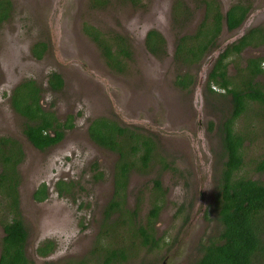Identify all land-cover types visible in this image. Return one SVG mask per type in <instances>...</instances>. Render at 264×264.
Masks as SVG:
<instances>
[{
	"label": "rangeland",
	"instance_id": "374dc122",
	"mask_svg": "<svg viewBox=\"0 0 264 264\" xmlns=\"http://www.w3.org/2000/svg\"><path fill=\"white\" fill-rule=\"evenodd\" d=\"M8 1L9 16L0 23V137L18 140L24 152L18 166V191L20 213L28 231L27 258L34 264H60L81 260L92 251L102 212L113 194L112 172L118 156L96 146L86 129L90 120L105 117L139 129L156 141L148 168L133 170L126 187V206L131 210L138 207L140 224L150 208L153 180L160 182L163 192L154 225V236L161 240L159 248L148 251L139 241L133 243L124 228L112 234L116 237L112 246L133 244L129 250L133 257L124 264H192L199 258L200 244L219 230L214 209L224 156L218 128L231 110L221 90L207 91V76L214 61L206 69L200 89H196L201 66L210 61L206 57L213 51L190 67L172 58L176 37L194 32L201 21L199 0H184L193 14L179 23L171 17L174 0H140L136 8L109 0L101 9H92L89 0ZM245 1L250 4L245 33L257 27L264 30V0H219L222 11ZM83 24L129 38L133 57L125 73L115 74L105 66L95 45L81 35ZM149 29L157 30L165 39L162 58L152 57L144 47ZM237 33L223 29L215 49L225 46ZM38 42L48 48L36 60L30 50ZM251 57L264 59V46H251L237 58H229L228 77L233 78L236 72L232 60L244 66V60ZM50 72L63 79L58 92L47 87ZM185 73L194 78V84L181 90L174 81ZM28 79L39 86L43 109L53 111L59 121L67 115L74 118V127L44 151L36 150L23 137V119L9 103L11 91ZM259 79L264 83V74ZM256 108L250 104V110L235 123V130L248 140L243 144L248 165L239 174L264 182V173L255 172L251 164L264 154V110L259 108L258 113ZM96 173H101L100 178H94ZM57 181L73 185L69 197H58L54 191ZM41 183L46 184L49 194L44 202L37 203L31 195ZM3 218L0 212V221ZM2 236L0 226V240ZM46 240L52 241L55 249L47 258H39L35 248Z\"/></svg>",
	"mask_w": 264,
	"mask_h": 264
},
{
	"label": "trees",
	"instance_id": "16d2710c",
	"mask_svg": "<svg viewBox=\"0 0 264 264\" xmlns=\"http://www.w3.org/2000/svg\"><path fill=\"white\" fill-rule=\"evenodd\" d=\"M115 1H127L139 7L141 3L140 0ZM89 2L92 9H101L108 5L109 0ZM198 8L202 10V18L194 32L180 33L174 42V62L188 67L200 64L216 48L223 29L228 32L236 30L250 13L247 1L232 4L225 14L219 0H199L197 10ZM10 9L8 0H0V23L8 18ZM191 13L193 14L184 0L173 1L171 17L176 23L187 20ZM82 32L96 45L105 66L111 72L125 73L127 63L132 61L133 55L124 36L114 32L104 33L87 24H83ZM251 46H264L263 29L252 28L228 45L207 76V91L214 93V88L221 90L223 96L230 97L232 107L229 116L218 128L224 156L214 209L219 230L215 236L208 237L200 244L197 250L199 258L192 264H264V182L239 174L248 165L243 158V144L248 140L243 132L235 130L236 121L250 110V104L258 106V113L259 108L264 110V83L257 78L264 74V59L248 58L244 60V66H239L232 60L236 75L233 78L227 75L229 58H237L242 50ZM144 47L155 57L166 54L165 39L155 29L146 34ZM47 48L45 43L38 42L33 45L30 53L39 60ZM46 82L51 92L60 91L64 85L62 77L56 72H50ZM193 84L194 78L187 73L177 75L174 81V85L181 90H188ZM40 93L39 86L33 80H24L11 91L9 103L12 110L23 119V137L33 148L44 151L58 144L65 131L74 127V118L67 115L64 120L59 121L53 111L42 108ZM86 131L96 146L118 156L113 194L102 212L99 233L89 256L78 261H62L60 264H124L133 257L129 251L133 244L113 247L112 242L116 237L112 234L117 228L126 229L130 241H139V245L148 251L158 249L161 241L154 236V225L162 203L160 182L153 180L154 190L143 225L137 220L138 207L131 210L126 206V187L130 172L148 168L155 156L156 141L151 135L139 132V129L105 117L90 120ZM23 159L24 152L18 140L8 136L0 137V212L4 217L0 221L3 232L0 240V264H34L25 253L28 231L20 213L18 166ZM251 164L255 172L264 173V154ZM100 174L96 173L94 178H100ZM72 189L71 183L63 181H57L54 185L58 197H69ZM48 194L46 184L41 183L33 191L31 198L34 202L41 203L48 198ZM54 249L55 244L46 240L35 248L34 253L39 258H47Z\"/></svg>",
	"mask_w": 264,
	"mask_h": 264
},
{
	"label": "water",
	"instance_id": "95a60500",
	"mask_svg": "<svg viewBox=\"0 0 264 264\" xmlns=\"http://www.w3.org/2000/svg\"><path fill=\"white\" fill-rule=\"evenodd\" d=\"M223 14H225V11H223ZM248 18V17H247ZM247 18L246 20L242 23V25L236 29V31H238L237 35L235 37H233L229 42L226 43V45H221L219 48L214 49L213 52L208 55L206 57V59L211 58L210 61H208V63L206 65L201 66V70L200 73L198 74V83L196 85V89L199 90L201 84L204 82V80L206 79V69L209 67V65L214 61H216V59L218 58V56L223 52V50L230 44L234 43L235 41H237L238 39H240L244 34H245V28H246V23H247ZM228 44V45H227ZM205 59V60H206ZM213 62V63H214Z\"/></svg>",
	"mask_w": 264,
	"mask_h": 264
},
{
	"label": "flooded vegetation",
	"instance_id": "af4514ba",
	"mask_svg": "<svg viewBox=\"0 0 264 264\" xmlns=\"http://www.w3.org/2000/svg\"><path fill=\"white\" fill-rule=\"evenodd\" d=\"M126 4H128V5H130V6H132V7H134V8H136V7H139V5H137V4H131L130 2H127L126 1ZM106 7V6H105ZM83 27V26H82ZM82 27H81V29H80V33H81V35L82 36H85L86 37V39H88L92 44H94L83 32H82ZM149 30H151V29H149ZM148 30V31H149ZM148 31L145 33V35H144V41H145V37H146V34L148 33ZM122 35V34H121ZM162 35V34H161ZM245 35V34H244ZM122 36H124V35H122ZM163 36V35H162ZM127 40L129 39V38H127L126 36H124ZM164 38V37H163ZM128 42H129V40H128ZM236 42V41H235ZM129 44H130V42H129ZM165 44H166V42H165ZM95 45V44H94ZM131 46V45H130ZM95 47H96V45H95ZM246 48H249V47H246ZM245 48V49H246ZM96 49H97V47H96ZM245 49L244 50H242V52H244L245 51ZM98 50V49H97ZM99 52V51H98ZM242 52H241V54H242ZM148 53V52H147ZM240 54V55H241ZM133 55V54H132ZM151 55V54H150ZM152 57H155V56H153V55H151ZM164 56V55H163ZM155 58H162V56H158V57H155ZM251 58H259V57H251ZM210 72V71H209ZM227 75H228V72H227ZM236 75V72H234V75L233 76H235ZM263 75V74H262ZM261 75H259V76H257V78L259 79V77H260ZM260 80V79H259ZM260 81H262V80H260ZM214 88V87H213ZM222 95H223V93H222ZM227 98H228V101L230 100V97L227 95L226 96ZM232 106H231V104H230V108H231ZM230 112H231V110H230ZM103 149V148H102ZM105 150V149H104ZM107 151H109V150H107ZM110 152V151H109ZM117 163V162H116ZM133 171V170H132ZM131 171V172H132ZM113 172L115 173V169L113 170ZM112 172V179H114V173ZM130 172V173H131ZM129 178V177H128ZM128 180V179H127ZM48 193H49V191H48Z\"/></svg>",
	"mask_w": 264,
	"mask_h": 264
}]
</instances>
